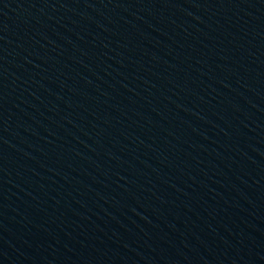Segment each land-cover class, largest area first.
<instances>
[{"label": "water", "instance_id": "95a60500", "mask_svg": "<svg viewBox=\"0 0 264 264\" xmlns=\"http://www.w3.org/2000/svg\"><path fill=\"white\" fill-rule=\"evenodd\" d=\"M0 264H264V0H0Z\"/></svg>", "mask_w": 264, "mask_h": 264}]
</instances>
